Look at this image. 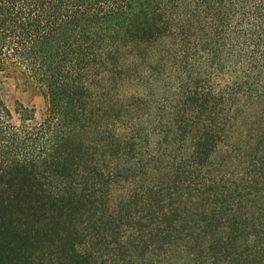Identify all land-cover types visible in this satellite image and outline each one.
<instances>
[{
    "label": "trees",
    "instance_id": "1",
    "mask_svg": "<svg viewBox=\"0 0 264 264\" xmlns=\"http://www.w3.org/2000/svg\"><path fill=\"white\" fill-rule=\"evenodd\" d=\"M0 264H264V0H0Z\"/></svg>",
    "mask_w": 264,
    "mask_h": 264
},
{
    "label": "rangeland",
    "instance_id": "2",
    "mask_svg": "<svg viewBox=\"0 0 264 264\" xmlns=\"http://www.w3.org/2000/svg\"><path fill=\"white\" fill-rule=\"evenodd\" d=\"M4 92L6 103L12 113L15 102H20L33 112V119L28 122L29 125L41 122L46 113L47 102L34 82L19 73H12L4 79ZM13 117L17 119L15 114Z\"/></svg>",
    "mask_w": 264,
    "mask_h": 264
}]
</instances>
